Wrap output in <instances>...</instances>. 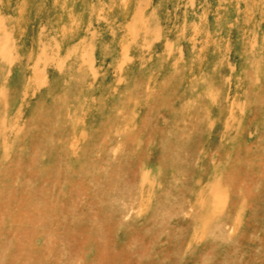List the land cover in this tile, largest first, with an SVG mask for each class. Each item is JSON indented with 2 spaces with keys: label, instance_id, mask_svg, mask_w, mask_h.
Here are the masks:
<instances>
[{
  "label": "rangeland",
  "instance_id": "obj_1",
  "mask_svg": "<svg viewBox=\"0 0 264 264\" xmlns=\"http://www.w3.org/2000/svg\"><path fill=\"white\" fill-rule=\"evenodd\" d=\"M0 264H264V0H0Z\"/></svg>",
  "mask_w": 264,
  "mask_h": 264
}]
</instances>
